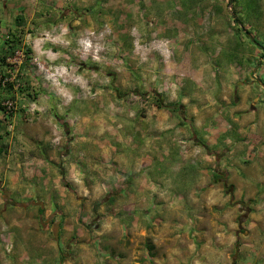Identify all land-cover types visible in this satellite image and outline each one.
Returning <instances> with one entry per match:
<instances>
[{"label":"crops","instance_id":"1","mask_svg":"<svg viewBox=\"0 0 264 264\" xmlns=\"http://www.w3.org/2000/svg\"><path fill=\"white\" fill-rule=\"evenodd\" d=\"M189 8L181 26L193 33ZM159 14L167 25L171 17ZM13 19L0 11V71L23 72L26 95L43 104L33 122L22 97L27 103L14 116L21 145L12 135L2 138L5 147L0 136V191L35 204L42 231L23 233L9 252L0 243V264H264L260 49L241 54L237 46L224 60L210 44H170L171 53L155 52L150 76L139 69L141 78L171 82L172 93L155 92L161 103L110 107L89 94L62 105L26 68L35 44H20L22 58L10 64L16 58L4 41ZM204 81L214 82L212 103ZM1 94L11 95L0 87Z\"/></svg>","mask_w":264,"mask_h":264},{"label":"rangeland","instance_id":"2","mask_svg":"<svg viewBox=\"0 0 264 264\" xmlns=\"http://www.w3.org/2000/svg\"><path fill=\"white\" fill-rule=\"evenodd\" d=\"M125 3L131 4L129 14L124 10ZM154 3L140 0H67L61 4L57 0H0V11L5 10L9 21L11 16L14 18L17 14L23 17L21 27L14 24L10 32L19 30L21 44H35L34 52L25 51L28 53L25 56L26 68L29 66L32 70L39 90L57 94L62 105L74 96L86 97L90 94L95 105L107 102L110 107L142 106L147 101H156L157 89L172 93L171 82L158 83L149 79L152 69L150 62L156 61L155 52L171 53L170 44H210L219 50L220 55H225L224 60L231 56L232 48L237 46L241 54L249 53L251 48L264 53V0H157ZM188 7L192 9L191 14L196 16L194 23H198L193 33L186 32L181 26ZM45 11L49 12V16L45 15ZM160 12L162 16L165 13L171 17L167 25L162 26ZM160 28L176 31L159 32ZM186 35L194 37L189 36L187 41L184 38ZM251 38L261 47L250 44ZM41 44L46 46V51L40 48ZM205 51L206 57L211 55L209 50ZM12 56L16 58L10 63L13 67L22 56L20 51ZM53 61L60 63L52 65ZM142 68L149 72V76L141 78L139 69ZM125 69L127 71L123 75ZM14 80L20 84L16 88L17 94L9 93L11 95L5 98L16 101L15 114L21 115L23 112L25 118L29 117L34 122L37 113L42 112L40 104L43 101L37 102L35 92L32 96L26 95L24 88L27 77L23 72L17 71ZM202 83L205 101L212 103L214 82ZM180 84L175 81L174 90ZM2 97L1 94L0 100ZM22 97H28L27 101L34 102L40 110L26 113V104L22 111V104L27 103ZM172 100L179 103L178 99ZM70 103L75 104L76 99ZM13 123V129L8 131L0 118V136L5 147L8 143L5 144L7 141L2 138L12 135V141L21 145V128L14 120ZM2 178L0 173V180ZM18 199L14 194L0 191V243L5 252L23 244L21 235L28 230L35 228V232L42 231L36 205L19 202ZM30 219L33 223L29 225ZM48 231L51 233V229ZM64 248L63 245L61 249Z\"/></svg>","mask_w":264,"mask_h":264},{"label":"built area","instance_id":"3","mask_svg":"<svg viewBox=\"0 0 264 264\" xmlns=\"http://www.w3.org/2000/svg\"><path fill=\"white\" fill-rule=\"evenodd\" d=\"M16 76V73H11L8 77H2L0 73V85L4 86L7 81H14V88H17L18 86V80H14ZM0 118L1 121L4 123L5 128L8 131H11L13 129V120L15 116V112L17 110V103L14 99L12 98H4L0 101ZM34 110H40L34 102H31L25 107V112L26 113H32Z\"/></svg>","mask_w":264,"mask_h":264},{"label":"trees","instance_id":"4","mask_svg":"<svg viewBox=\"0 0 264 264\" xmlns=\"http://www.w3.org/2000/svg\"><path fill=\"white\" fill-rule=\"evenodd\" d=\"M13 20H14V24H15L16 27H19L20 25H22L24 23L23 17L21 15H19V14L15 15ZM16 31L15 32H10L9 31L8 34H7V37L5 38V41H4L5 44H7L8 54L9 55H13L14 54V52L17 50V48L19 47V45L21 44V41H22L21 35L19 33V30H16ZM249 42H250V44L258 46L259 48L261 47V44H258V42L255 39H253V38H251ZM262 48H263V46H262ZM261 55L263 56L264 54L261 53ZM0 73H1L2 77H6V76L8 77L9 76V74H4L1 71H0ZM262 82L264 83V80ZM14 84H15L14 81L13 82L12 81H7L6 82L4 87H6V90H7L8 93H12V88H13ZM19 86H20V84L18 83L17 88ZM156 101H157V103L158 102L161 103V98H159L158 95H157ZM0 109H1V106H0Z\"/></svg>","mask_w":264,"mask_h":264},{"label":"water","instance_id":"5","mask_svg":"<svg viewBox=\"0 0 264 264\" xmlns=\"http://www.w3.org/2000/svg\"><path fill=\"white\" fill-rule=\"evenodd\" d=\"M235 21L237 22V19H235Z\"/></svg>","mask_w":264,"mask_h":264}]
</instances>
